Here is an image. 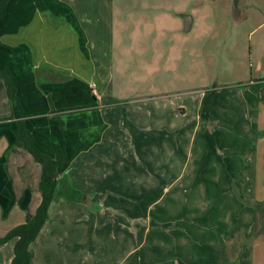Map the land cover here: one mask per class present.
Returning a JSON list of instances; mask_svg holds the SVG:
<instances>
[{"label": "crops", "instance_id": "crops-1", "mask_svg": "<svg viewBox=\"0 0 264 264\" xmlns=\"http://www.w3.org/2000/svg\"><path fill=\"white\" fill-rule=\"evenodd\" d=\"M109 1L114 11V0ZM106 4L12 0L0 20V36L12 47L1 49V64L18 78L26 124L37 145L53 154L66 144L59 179L76 199L58 197L49 213L63 200L100 208L101 233L133 246L121 249L119 264H137L144 242L149 259L142 264H264V218L256 225L254 207L240 200L264 201V86L255 104L241 109L239 120H233L238 115L233 111L232 121L224 123L256 128L255 144L240 156L223 151L232 144L225 141L229 137L217 142L212 128L226 115L217 112L215 97L209 110L204 98L196 99L181 125L169 119L163 103L127 111L126 100L105 89L114 69L100 56ZM11 113L0 78V237L28 221L42 200L41 166L15 145ZM183 126L189 135L168 136L170 127ZM196 143L202 151L193 154ZM142 224L143 241L137 245ZM15 242L0 244V264H12Z\"/></svg>", "mask_w": 264, "mask_h": 264}, {"label": "rangeland", "instance_id": "rangeland-1", "mask_svg": "<svg viewBox=\"0 0 264 264\" xmlns=\"http://www.w3.org/2000/svg\"><path fill=\"white\" fill-rule=\"evenodd\" d=\"M106 1L100 56L114 64L106 92L118 101L126 100V110L166 104L169 119L179 125L192 115L196 99L204 98L208 110V101L215 97L217 112L226 118L212 130L217 142L227 136L225 141L232 143L221 150L245 154V148L255 144L256 128L224 123L232 121L233 111L238 112L233 120H239L241 109L251 108L264 86L251 82L264 81V0H114V11L111 1ZM181 13L194 17L190 31H184ZM123 106L115 110L123 113ZM171 128L168 136L189 135V127ZM200 148L193 144L191 152L199 153ZM55 205L30 247L35 264H119L121 251L132 249V244L123 245V240L101 233L100 208L93 211L65 200ZM142 226L137 245L143 241ZM147 247L144 242L137 251V264L149 259Z\"/></svg>", "mask_w": 264, "mask_h": 264}, {"label": "trees", "instance_id": "trees-1", "mask_svg": "<svg viewBox=\"0 0 264 264\" xmlns=\"http://www.w3.org/2000/svg\"><path fill=\"white\" fill-rule=\"evenodd\" d=\"M11 1L0 0V20L6 13ZM3 48L12 50V47L5 43L0 36V56L1 49ZM0 78L6 85L12 108V113L9 118H14L16 121V129L13 131L15 145L27 149L33 155L35 161L41 166L39 188L42 195L41 203L37 207L34 215L28 221L13 227L4 236L0 237V244L16 239L12 264H32L33 252L30 247L37 240L44 225L48 221L50 205L55 199L61 196H65L70 200H75L76 198L73 194L74 192H68L61 185L59 179V172L67 157L66 144L63 143L57 147L53 154L42 151L36 143L34 134L26 124L28 113L24 110L18 94V78L10 67L1 64V59ZM260 84H264V81H261ZM211 102L212 98L208 101V110ZM249 203L254 207L256 212V225L261 224L264 218V201H249Z\"/></svg>", "mask_w": 264, "mask_h": 264}, {"label": "water", "instance_id": "water-1", "mask_svg": "<svg viewBox=\"0 0 264 264\" xmlns=\"http://www.w3.org/2000/svg\"><path fill=\"white\" fill-rule=\"evenodd\" d=\"M180 16L184 20V31H190L194 23V17L188 13H181Z\"/></svg>", "mask_w": 264, "mask_h": 264}, {"label": "built area", "instance_id": "built-area-1", "mask_svg": "<svg viewBox=\"0 0 264 264\" xmlns=\"http://www.w3.org/2000/svg\"><path fill=\"white\" fill-rule=\"evenodd\" d=\"M92 86H93L94 88H97V84H96V83H93Z\"/></svg>", "mask_w": 264, "mask_h": 264}]
</instances>
